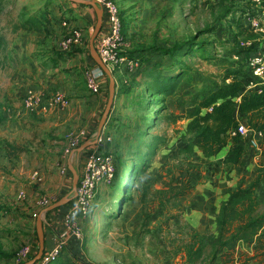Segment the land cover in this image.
<instances>
[{"label": "rangeland", "instance_id": "374dc122", "mask_svg": "<svg viewBox=\"0 0 264 264\" xmlns=\"http://www.w3.org/2000/svg\"><path fill=\"white\" fill-rule=\"evenodd\" d=\"M54 1L57 0H0V37L3 39L0 46V264H16V255L24 245H30L37 254V220L42 217L48 234L55 223L52 222L55 211L42 214L39 200L45 196L54 204L65 189L72 191V176L67 175L69 164L81 174L92 146L80 154L76 149L96 134L84 128L90 112L78 106L73 105L68 112L69 103L64 110L45 108L36 114L28 113L23 106L26 92L39 90L35 87L39 78L33 77L34 72L22 65V43L33 39L39 27L44 26ZM244 7L240 0L223 3L221 0H184L175 7L169 26L182 39L177 44L194 37L193 41L203 44L217 60L187 56L185 63L191 68L193 78H186L178 92L163 101L149 92L150 80L145 75L126 85L128 78H125L119 84L120 123L112 131L113 139L107 146L117 160V177L112 185L98 189L93 213L82 221L84 237L79 241L80 254L62 255L53 264H62V261L86 264L84 260L90 264H208L211 261L215 222L202 212V203L197 202L195 206L188 199L171 200L169 190L190 179L200 196L208 187L213 196L215 188L218 191L226 182L230 186L243 178L246 182L242 183L249 184L264 167L263 137L258 138L252 132L241 136V143L246 145L247 165L235 176L223 165L228 147L218 161L204 162L203 166L198 165L202 161L198 155L182 150L183 132L189 111L194 107V95L201 89L222 84L228 69L245 72V60L254 42L247 39L246 33L238 37V28L232 21ZM211 42L215 44L212 46ZM143 47L149 51L152 46ZM238 50L245 52L242 55L233 52ZM221 59H227L228 63H219ZM42 91L38 93L48 98L45 102L56 93ZM74 117L80 126L74 127ZM83 131L86 135L80 138L79 146L68 152L69 139ZM254 141L257 147H252ZM155 147L158 149L151 157L150 168L134 188L125 191ZM215 166H221L219 172L214 171ZM208 167H213V173ZM35 172H39L40 181L33 178ZM263 194L264 183L258 198ZM251 253L241 246L232 262L229 257L225 261L264 264V257L249 260L255 255L254 251ZM221 260L222 255L218 254L214 264H221Z\"/></svg>", "mask_w": 264, "mask_h": 264}, {"label": "trees", "instance_id": "16d2710c", "mask_svg": "<svg viewBox=\"0 0 264 264\" xmlns=\"http://www.w3.org/2000/svg\"><path fill=\"white\" fill-rule=\"evenodd\" d=\"M224 1L226 0H221L222 3ZM119 8L123 24V36L124 39H126V33L132 20L130 16L127 15V12L122 10L120 5ZM241 12L244 13L245 9H242ZM50 13L51 11L49 9V14L46 18L47 21L44 23V26L39 27L38 30H41L49 24ZM232 21L236 24V28H238V37L246 33L245 35L247 36V39H253L254 41V47L249 52V57L245 60V72L236 69L230 71L228 69L226 71L227 77L222 84H217L214 88L211 87L210 89H201L196 95H194V107L192 111H189L186 134L184 136L186 147L182 150L188 154H194V152L198 151L202 155L201 158L210 164L216 159H219L224 149L228 147V152L225 156V163L232 167L243 168L246 166V145L241 143L240 135L231 137L229 132L232 129H237L239 123H244L253 131L262 133L264 141V87L262 93H259L257 89L246 92L247 86L254 81V78L247 68L248 60L254 53L264 49V37L258 40L260 36L248 31L242 22L240 20L238 21L236 17H234ZM208 29H212V27H209ZM103 31L104 25L101 33ZM193 39L194 37H192V39L184 40L179 44L176 43L173 47L166 49L152 46L150 47V50L147 51L143 46H135L132 50L123 51L121 53L123 56H126L130 60L139 61V67L134 71H130L127 67H124L123 78L121 77L120 80L125 82V78H129V75H132L139 69L147 66L144 75L150 80L148 85L149 92L161 97L162 99H157L159 101L173 97L178 92L186 78H193L191 77V68L185 63V58L187 56L200 57L208 61L217 60L210 50L205 48L203 44H196ZM1 44H3V39L0 37V46ZM214 44L215 43L212 42L210 43L212 46ZM233 52L242 55L245 51L238 50ZM153 55L168 56L169 61L167 64L163 62L147 64L150 56ZM137 57H139V59H136ZM218 62L228 63L227 59H221L218 60ZM113 76L116 77L115 72H113ZM228 80L230 82H227ZM128 82L129 79L124 85ZM4 121L5 120H1V122ZM108 133L111 135L110 132ZM91 135L92 134H88L87 137H91ZM158 138L159 137H155L157 140ZM186 139L190 140L186 141ZM108 145L109 144L104 148L107 153H109L107 148ZM157 149L158 147H155L150 153H148L147 159L142 163V169L132 179L129 187L125 188V191L134 188L139 181L140 176L147 172L150 168L151 157L156 154ZM67 175H70V177L72 176L68 169ZM263 183L264 167L258 170L257 177L254 181L247 185L245 183H240L235 190L229 192L226 200H224L219 207L216 216V232L213 237L214 251L212 259L208 264H214L217 260L218 254L222 255L223 261L221 260V264H228V262L225 261L226 257L231 258L232 262V260H234L232 258L238 252L240 244L242 243L251 247L255 253L254 257L249 260L264 257V207L261 208L262 206L257 193ZM194 188L195 186L190 179L186 181V183L183 182L182 185L172 187L169 190L171 200H181L185 198L194 190ZM61 198L62 197L57 201ZM72 202L55 210L57 213L60 212V220ZM52 212H49V214ZM79 243L80 242L75 239L70 241L69 245L73 244L76 246L75 250H70L71 254H80L81 246ZM34 256L35 253L28 259V261ZM83 262L90 264L86 260Z\"/></svg>", "mask_w": 264, "mask_h": 264}, {"label": "crops", "instance_id": "0c3cea01", "mask_svg": "<svg viewBox=\"0 0 264 264\" xmlns=\"http://www.w3.org/2000/svg\"><path fill=\"white\" fill-rule=\"evenodd\" d=\"M115 1L122 7V10L127 12V15H129L132 20L126 33L125 41H127V45L124 46V51L132 50L135 46H157L164 48L167 45H174L178 41L182 40L179 35H176V29L170 27L169 24L172 15L175 13V7L179 4V2H183L184 0ZM51 5L49 24L37 31L35 37L29 42L25 39L22 43L23 52L22 56L20 57L22 65L34 72L33 77L36 76L37 79L39 78V84L37 83L35 86L39 89L38 91L46 89V94L56 91L64 94L68 98L71 104L67 110L68 112H70L73 105L78 106L81 110L84 109L87 112H90V117L88 118L84 128L89 130V132H94L95 134L98 130L97 125H99L100 122L99 118L102 114L104 103L107 101V91L109 87V78L104 75V73H102L99 74V81L102 87L101 93L94 95L91 92L86 91L87 89L84 74L85 70L87 68H98L95 61L91 57L90 52V39L93 29L97 23V13L91 6L70 2L68 0L66 3L64 1L57 0ZM62 16H64V20L60 21ZM64 21L67 22V26H64ZM73 29H79L82 31V38L69 50L62 51L60 48V43L62 39L69 35ZM30 42L31 44L28 45ZM28 47H30V51L27 50ZM166 48L168 47H165V49ZM168 61V56L164 57L153 55L150 56L149 62H147V64H157L162 62L167 64ZM146 67L147 66H144L134 74L129 75V81L132 82V80H135L139 77L143 78ZM121 77L123 78V73L118 72L116 73V77L114 76L116 81V96L114 105L104 128L105 132L112 133L113 130H117L119 127L118 124L120 123V118L118 117V93L120 89L119 84L122 82L120 80ZM73 114L75 116V113ZM76 119L77 118L74 117V127L80 126ZM185 134L186 129L183 132V135ZM252 147H257V141L253 142ZM194 154L198 155L202 160L198 163V165L201 164V166H203L204 162L207 163L206 160L201 158L202 155L200 152L196 151ZM255 157L256 155L254 158ZM218 160L219 159H216L214 162ZM214 162H212V164ZM223 165L227 166L228 168L226 171L230 172L234 176L235 173H237V175L240 174L239 170L242 169L232 167L226 163ZM220 167L221 166H215L214 171L219 172ZM243 168H246V166ZM212 169L213 167L209 169L210 173H213ZM243 181L246 182V180L240 178L239 181L234 182L232 185L230 184V186L226 182L224 187L218 189V191H216L217 187L215 188L213 196V192L208 187L201 194L202 196H208L207 199H203L199 193L195 192L196 189H194L189 195L180 201L188 199L190 200L189 203L194 204L195 206L197 202L202 203V212L205 215L210 216L212 221L215 222L219 207L224 202V200H226L229 192L235 190L237 186ZM69 193L70 192H67L65 189L62 197L68 195ZM257 193L258 195L261 193V186ZM259 201L263 208L264 194L260 197ZM59 214L60 212H55L54 216L52 217V222L55 221V223L53 224L51 233L48 234V232H45V251L51 250L56 243L57 236L59 235L61 229V215ZM241 246L242 248H247L249 253H253L251 247L243 243L240 244V247ZM71 249L75 250L76 246L70 244L69 247L64 250L63 255L69 256ZM241 252L245 251L243 250ZM61 263L69 264L67 261H63Z\"/></svg>", "mask_w": 264, "mask_h": 264}, {"label": "built area", "instance_id": "2783aa9c", "mask_svg": "<svg viewBox=\"0 0 264 264\" xmlns=\"http://www.w3.org/2000/svg\"><path fill=\"white\" fill-rule=\"evenodd\" d=\"M90 1L96 2L104 10V31L99 35L96 44L100 58L112 71V74L113 72L123 73L124 67H127L130 71H134L139 67V61L130 60L121 54L124 51L125 40L119 6L113 0ZM242 2L245 4L243 8L245 12H241L236 17L237 20H240L248 31L260 36L258 40L262 39L264 37V0H243ZM63 24L67 26L66 21ZM81 38L82 31L79 29L71 30L70 34L65 36L60 43L61 50H69ZM247 68L254 81L247 86L246 92L257 89L259 93H262L264 87V49L259 50L249 58ZM102 73L99 67L96 69L87 68L84 72L87 88L94 95L100 94L102 91L99 81V74ZM44 99L48 98H44L38 91L30 89L26 92L23 106L28 113L36 114L45 108L64 110L69 107L70 103L68 98L60 92L51 95L47 102ZM250 132L258 138L263 137L262 133L253 131L243 123H239L237 129L230 130L229 134L231 137L237 135L246 136ZM85 135L86 132L83 131L76 138L69 139L70 145L67 151L69 152L72 148L76 149L79 146L80 138L82 140ZM112 139V136L103 130L97 144L89 152L80 174L77 197L64 212L56 243L51 250L44 253L41 264H53L57 262L72 239L77 241L83 240L82 221L93 213L92 208L98 189L101 186L108 187L112 185L116 178L117 164L115 156L104 150L105 146L112 142ZM33 178L38 181L42 179L39 172H35ZM52 204L53 202L45 196L39 200L40 208L43 210ZM34 216L37 217V214ZM33 254V248L30 245H24L16 255V264L27 262Z\"/></svg>", "mask_w": 264, "mask_h": 264}, {"label": "water", "instance_id": "95a60500", "mask_svg": "<svg viewBox=\"0 0 264 264\" xmlns=\"http://www.w3.org/2000/svg\"><path fill=\"white\" fill-rule=\"evenodd\" d=\"M70 2L83 4L86 6H91L95 9L97 13V23L93 29V33L90 39V52L91 57L97 64V66L102 70V72L109 78V87H108V101L107 105L105 107V110L102 114L101 120L98 125L97 133L93 136V138L88 139L85 143H83L78 149H76L77 153L83 152L85 149L89 147H93L97 144V141L101 134L103 133V130L106 126V123L108 121L109 115L111 113L112 107L114 105L115 96H116V81L112 74V71L108 68V66L102 61L100 58V55L97 51V48L95 46V42L100 35L103 25H104V10L102 7H100L96 2L90 1V0H68ZM69 171L72 174V180H73V186L72 191L70 194L62 197L59 201L56 203L50 205L46 209L43 210L42 214L55 211L58 208H61L63 206H66L67 204L71 203L76 197H77V187L80 180V174L77 169L72 167V164H69ZM37 235L39 240V251L37 254L29 261L23 263V264H36L39 261H41L45 250H46V244H45V230H44V221L42 217H40L37 220Z\"/></svg>", "mask_w": 264, "mask_h": 264}]
</instances>
